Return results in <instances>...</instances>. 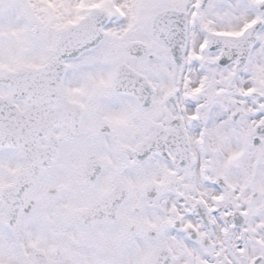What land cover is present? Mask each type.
<instances>
[{
	"label": "snow or ice",
	"instance_id": "obj_1",
	"mask_svg": "<svg viewBox=\"0 0 264 264\" xmlns=\"http://www.w3.org/2000/svg\"><path fill=\"white\" fill-rule=\"evenodd\" d=\"M0 264H264V0H0Z\"/></svg>",
	"mask_w": 264,
	"mask_h": 264
}]
</instances>
